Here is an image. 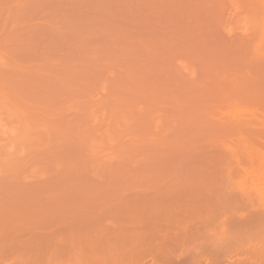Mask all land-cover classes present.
<instances>
[{
	"label": "rangeland",
	"instance_id": "374dc122",
	"mask_svg": "<svg viewBox=\"0 0 264 264\" xmlns=\"http://www.w3.org/2000/svg\"><path fill=\"white\" fill-rule=\"evenodd\" d=\"M263 223L264 0H0V264H264Z\"/></svg>",
	"mask_w": 264,
	"mask_h": 264
},
{
	"label": "bare ground",
	"instance_id": "6f19581e",
	"mask_svg": "<svg viewBox=\"0 0 264 264\" xmlns=\"http://www.w3.org/2000/svg\"><path fill=\"white\" fill-rule=\"evenodd\" d=\"M254 158H255V157H254ZM254 158H252V159H254ZM260 162H261V161H260ZM261 163H262V162H261ZM241 222H242V220H241ZM236 223H237V222H236ZM243 223H244V222H243ZM241 224H242V223L238 224V226L240 227ZM263 224H264V223H263ZM234 225H235V224H234ZM238 226H236V227H238ZM241 226H242V225H241ZM243 226H244V224H243ZM243 226H242V227H243ZM236 227H235V228H236ZM166 250H169V249H166ZM169 251H170V250H169ZM191 257L193 258V256H191ZM192 258L190 259L191 261L188 262L189 264H199V263H200V262L198 263L199 259H203V258H201V257H199V256H198L199 259H197L196 257H195V259H194V258L192 259ZM179 262H180V261H179ZM179 262L176 263V264H179ZM202 262H203V261H201V263H202ZM182 263H183V262H182ZM213 263H214V261H213ZM257 263H258V262H257ZM260 263H261V262H260ZM260 263H258V264H260ZM180 264H181V263H180ZM186 264H187V262H186ZM211 264H212V263H211ZM214 264H223V263H222V262H221V263H220V262L216 263V261H215ZM228 264H229V263H228Z\"/></svg>",
	"mask_w": 264,
	"mask_h": 264
}]
</instances>
